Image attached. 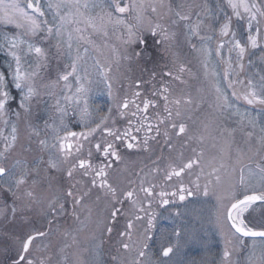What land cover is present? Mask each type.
<instances>
[{"label":"snow or ice","instance_id":"obj_1","mask_svg":"<svg viewBox=\"0 0 264 264\" xmlns=\"http://www.w3.org/2000/svg\"><path fill=\"white\" fill-rule=\"evenodd\" d=\"M112 10L121 16L114 19ZM123 14L134 15L138 24L149 18L146 31L153 38L152 45L143 32L126 24ZM152 16L156 18L154 23ZM233 18L245 22L242 36H238ZM108 24L125 26L127 38L123 44L127 47L120 50L105 43V54L91 34L107 36ZM0 25L21 30L0 33V51L10 58L7 71H0V217L15 220L18 211L38 212L47 222L45 230L29 232L21 239L20 250L11 264H54L52 255L33 251L37 239L54 232L64 238L59 250L63 254L61 261L55 264H169L162 258H170L175 245L162 244V258L158 259L147 251L155 228L153 203L168 205L170 198L177 196L184 201L198 191L208 196L210 185L211 193L224 209H218L216 215L225 237L221 264H264V220L258 226H250L244 217L254 204L264 202V67L240 79L246 73L245 58L249 53L259 49V59L264 64V0H0ZM181 25L190 47L204 57V75L211 80L214 96L209 107L213 113L227 112L239 117L237 125L248 145L247 152L236 144L237 129L219 125V117L214 114L199 122L196 133L189 134L187 121L193 120L192 113L201 107L203 97L194 98L183 89L177 95L170 87L172 82L185 84L184 74L191 73L175 52L171 53L172 69H161L159 74L155 70L157 52L149 49L163 46L170 51L178 42L177 32L170 27ZM205 26L212 34H202ZM193 37L198 38L199 46L191 42ZM214 37H218L215 48L211 46ZM213 53L218 60L210 67ZM142 61L145 66L154 65L149 78L144 80L141 75L130 80L133 90L116 99L114 83L121 78L130 79L122 67L131 71L132 65L139 66ZM251 63L249 59L248 64ZM221 81L232 89V97L258 109L256 115L247 110L241 112L221 87ZM143 84L151 86L150 96L142 93ZM237 85H242L243 90L237 91ZM93 86L107 90L109 98L115 100V113L109 107L106 114L99 115V108L90 107ZM44 97L55 100L50 106L54 114L44 120L43 129L27 123L31 129L28 143L19 145L23 158L17 156L9 163L17 153V121L22 115H32L34 103L46 104ZM94 113L98 119H93ZM74 117L79 118L84 131L69 130L66 121ZM125 117L126 125L116 127L118 118ZM5 129H9L7 134ZM41 131L45 132L43 137ZM176 139L184 140L181 147L185 149L193 140L201 146L211 141L216 155L205 160V150L200 147L191 148L189 158H184L183 151L173 157L177 152ZM121 148L127 152L143 151L149 157L159 152L150 159L151 167L144 165L137 171L138 182L128 180L124 188L113 176L114 167L124 160ZM233 153L235 163H225ZM194 167L200 172L191 181L193 188H189L183 176L191 175ZM201 176H206L202 189ZM173 185L178 186L167 190ZM224 200L227 204L222 203ZM101 203L104 208L94 214L93 206ZM125 204L129 205L126 210ZM78 209H87L83 219ZM121 214L126 218L124 230L119 232L123 239L117 255L105 262L99 259L104 234L111 238L114 223L110 222ZM69 218L72 224L68 223ZM89 225H94L91 234L80 240L79 234ZM175 235L179 237L180 233ZM244 237L251 238V244ZM48 247L44 245L45 250ZM71 249H75L71 254L65 252ZM245 249L243 261L233 259L235 253Z\"/></svg>","mask_w":264,"mask_h":264},{"label":"rangeland","instance_id":"obj_2","mask_svg":"<svg viewBox=\"0 0 264 264\" xmlns=\"http://www.w3.org/2000/svg\"><path fill=\"white\" fill-rule=\"evenodd\" d=\"M23 3V0H20ZM176 3L183 2V0H175ZM191 2V0H189ZM113 11V18L117 16H121L119 13H115ZM229 14L231 12L230 9H225ZM51 18L50 15L48 17ZM123 18L125 19L126 24H130L134 26V30L139 29L140 32L147 37L149 45L153 44V38L151 35L146 31L149 23V18H145L141 23H137L134 15L123 14ZM151 21L154 23L156 18L155 16L150 17ZM195 16H193V21H195ZM167 24V22L165 21ZM208 23V22H206ZM244 21H241L242 26L239 24L235 26L237 30L238 36H242L244 32ZM108 35L104 36L99 33H92L91 39L95 41V43L101 46L102 51L107 54V49H103V45L107 43L110 47L114 46L120 50H123L126 45L123 44V40L127 38V29L124 25L113 26L108 24L107 26ZM171 31H176L178 35V42L175 43L170 51H165L163 46H158L157 48H150V51L157 52L156 59L158 61V66H155V70L157 73L161 72V66L167 65V67L172 66L173 56L171 55L172 52H175L179 59L185 62L188 68L191 70V73L184 74V80L186 81L183 85H178L176 82L172 87L176 94L178 95L180 89H183L186 92L192 94L194 98L203 97V103L201 107L192 113L193 121H196L195 124H189L190 133L193 134L198 131L199 122L204 121L206 118L211 119L212 115H216L218 118L217 123L223 127L228 128H235L237 129L235 133V141L240 147H242L245 152H247L248 145L244 143V135L239 130L237 125V121L239 117L237 116H230L227 112L223 115L219 113H213V109L209 107V104L213 102L214 96L211 92V80L210 78H206L204 75V69L202 67V60L204 59L201 53L194 51L190 44L185 40L183 33L186 31L183 26H171ZM21 30H17L14 26H4L0 25V33L3 32H17ZM91 33V30L89 29ZM212 34L208 27L205 26L202 30V34ZM218 37H214L212 41V47L215 48V44L217 42ZM192 43L197 44L199 46V40L196 37L192 38ZM135 47V45H132ZM141 47H143L141 45ZM131 50V49H129ZM94 55H98L93 53ZM225 55L226 50H225ZM260 50L257 49L254 53H249L248 56L245 58V64L247 65L246 73L241 74L240 79H245L248 73H253L259 71L264 64L261 63L260 59ZM103 62V57H100ZM249 59L252 63L249 65ZM218 58L213 53V56L210 60V67H214L217 63ZM10 61V58L5 55L4 52L0 51V71H7V63ZM66 60H62V63H66ZM55 64V61L53 62ZM154 65L152 63H148L145 66L144 62L142 61L139 66L132 65L131 72L135 74H131L130 71L127 70L126 67H122L121 71L126 73V76H137L142 75L143 77H149V72L153 69ZM164 69V68H162ZM141 72V73H140ZM43 75V73H42ZM52 77L55 78V72L52 73ZM121 78L119 81L114 83V96L116 99H122V90L118 88L120 85L119 82L122 81ZM94 87V86H93ZM221 87L225 90L228 94L229 99L239 108L241 112L245 110L251 112L253 115H256L258 109H254L251 106L245 104L243 101H238L234 97L231 96L232 89L227 87L226 81H221ZM237 91H242L243 86L237 85ZM97 91V90H96ZM15 93V90H13ZM95 91L90 94V107L92 109L97 108L94 96ZM109 98V96H108ZM44 101L46 104L41 102L38 105L34 103L33 112L30 117L23 116L19 121H17L18 127V134H19V141L17 146V153L13 155L10 159L14 160L19 156L23 158V155L20 154V144L28 143V137L31 132V129L28 128L27 123L30 121L34 125H39L41 129L44 127V120L48 119L50 114H54V109L51 108V105L55 104V100L52 98L44 97ZM115 100L108 99V102L104 104V107H114ZM13 108L15 109V104H13ZM72 116V114H69ZM15 120V117H12ZM66 123L68 124L69 130L71 129L72 118L67 120ZM3 125L0 124V128ZM9 129H5V134H7ZM45 135L44 131H41V137ZM36 137H32V142L35 144ZM191 146L194 148L199 149L203 147L205 150V158L206 160L211 159L213 156L216 155V150L211 147V141L206 142L205 145H198L195 140L191 141ZM253 147H257V145H253ZM31 158L30 156L28 157ZM247 163V160L244 161ZM219 160H217V164ZM225 163H235V154L233 153L231 160H226ZM208 169H205L207 172ZM206 182V176H204L203 180H200L199 183H202L201 187L203 188L204 183ZM211 185H210V194L208 196H204L202 191L195 193V197L189 200L187 203L180 205L178 208L177 215L174 214H166L163 213L161 215L162 223L165 224L163 228L162 234L159 237V240L155 243V247H152L151 250L148 252L155 254L153 259L162 258L160 257L161 245L167 246L169 243L176 246L175 253L171 255L170 258H162L169 260V264H221L222 254L225 248V237L222 233L220 227H218L216 222V215L217 210L219 209L221 212L224 211L223 208L220 207V203H218L216 196L211 193ZM201 188V189H202ZM222 203L227 204V200L222 201ZM97 207V206H96ZM101 207V206H100ZM95 209L93 212L94 214L99 211L101 208ZM107 216V212L103 213ZM246 218V222H251L250 226H258L259 223L264 220V205L263 204H256L253 205L248 212L244 214ZM27 218V219H26ZM228 223V222H227ZM94 225H89L83 232L79 234L80 240H85L91 234V230ZM47 228V222L42 215L38 212H19L15 220H12L11 217L5 219L0 217V264H11V261L17 257V254L21 247V239L29 232H34L35 230H45ZM118 229H114V234H111V238H113L114 249L111 252H114V255H117L116 249L119 247V241L122 239L120 236L116 234L119 232ZM224 231H227V226L225 227ZM176 232L180 233V236L177 237L175 235ZM58 237L63 236L59 233L54 232L51 236L46 238L37 239L34 242L33 251L36 252L39 250L42 254L44 252V245H49L50 248V255L53 257L54 264L60 260L59 256V242L57 241ZM108 237V235L104 234V238ZM111 240V239H110ZM248 244H251V240H245ZM75 249H71L69 253L71 254L72 251ZM101 253V250H100ZM122 254V250H121ZM247 254V249L242 250L241 252L235 253L233 259L243 261L244 256ZM91 259V257H88ZM101 259V257H99ZM62 264V262H61Z\"/></svg>","mask_w":264,"mask_h":264},{"label":"flooded vegetation","instance_id":"obj_3","mask_svg":"<svg viewBox=\"0 0 264 264\" xmlns=\"http://www.w3.org/2000/svg\"><path fill=\"white\" fill-rule=\"evenodd\" d=\"M233 24H234V27L236 26V24L237 25L239 24V26H242L241 21L236 22L235 18H233ZM162 68H164V70H168V69H172V66H169L167 68H165V66H161V69ZM130 73L135 74L134 72H131V71H130ZM159 73H160V71H159ZM127 77L130 79L123 78L122 81L118 83L120 85L118 88H120V90H122V93H123L122 98H123L125 92H131L133 90V88L130 87V80L134 81L136 78L141 77V75L138 74L136 77L134 75L133 76H127ZM148 78L149 77H143L144 80H147ZM158 79H159V76H158ZM174 83L175 82H172L170 84V87L171 86L173 87ZM94 91H95L94 96L96 97L95 101H97L96 106L100 110L99 115L106 114L108 111V108L104 107L105 106L104 104H106L108 102V99H109L108 94H107V90L106 89H95V86H94ZM141 91L144 95L150 96L151 86L147 85V84H143V85H141ZM113 112L115 113V110H113ZM93 119H98V115H96L94 113ZM190 121L191 120L187 121V123L191 124L192 122H190ZM126 122H127V117H125L124 119L118 118V123H117L116 127L123 128L126 125ZM71 125L72 126H71L70 130H72V131L80 132V131L85 130L82 126L79 125V118L78 117L72 118V124ZM185 139H186V137H185ZM175 143L177 146V152L173 154V157H176L180 151H183L185 159L192 156V152L190 151V149L194 148V147L191 146V142H190L189 147L187 149L181 147V145L184 144V140L176 139ZM121 152H122V154H124V160L122 162H120L117 166H115L114 170H113V176L118 180L121 188L128 186L127 185L128 180H133V181L138 182V177L136 175L137 171L141 167H143L144 165H149V167H151L150 159H155L156 155H159V152H157L155 155H152L151 157H149V154L145 153L143 151L133 150L131 152H127L123 148H121ZM165 155H167V153H165ZM205 160H206V158H205ZM199 172H200V169L197 167H194L192 172H191V175L185 174L183 176V182L185 183V185L187 187L193 188L191 181H194L196 179V176L199 174ZM203 178H204V176H201L200 180H203ZM160 179H161V183H162V178H160ZM174 180H175V178H174ZM201 184L202 183H200V185ZM176 186H178V185H173V187L168 188L167 190L172 191V190H174V187H176ZM195 193H197V192H195ZM195 196H196L195 194L191 195V196H187L184 201H180L178 196L175 198H170L172 202L169 203L168 205H164V206H161L158 202L153 203L152 211L155 212V214H156L155 228L151 232L152 239L148 241L149 248L147 249V251L151 250L152 247H155V243L159 240V237L162 234L161 232L163 231V228L165 227V224L162 223L161 215L163 213L177 215L176 213L178 212L179 206L184 204L185 202L187 203L189 200L193 199V197H195ZM100 206L104 207V204L101 203L97 207L93 206V211L95 209L99 208ZM117 207H121V206L117 205ZM128 208H129L128 204H125L123 206L124 210H126ZM69 210H71L70 204H69ZM77 211L80 213L82 219L84 218V216L87 215V209H78ZM68 223L72 224L71 218L68 219ZM113 223H114V229L119 228L120 229L119 232H121L124 230L126 218L123 214L118 215L115 218L114 222H110V225H113ZM119 232L116 234L117 236H119ZM114 233L115 232L113 231L112 234H114ZM105 234L107 235V233H105ZM133 238L135 239V236ZM110 239L108 237L104 238V244H103V247L101 249L100 256H99V257H101V260H103L105 262L110 261L111 256L114 255V252H111V251L114 249L113 247L115 245L113 243V238H110ZM57 241L59 242L58 245L62 247L63 243H64V238L58 237ZM69 251L70 250H65V252L67 254H70ZM43 254L50 255V248H48L46 250L44 249ZM62 255L63 254H61L59 252V256L61 258H62ZM61 258H60V260H61Z\"/></svg>","mask_w":264,"mask_h":264},{"label":"water","instance_id":"obj_4","mask_svg":"<svg viewBox=\"0 0 264 264\" xmlns=\"http://www.w3.org/2000/svg\"><path fill=\"white\" fill-rule=\"evenodd\" d=\"M256 204H264V202H257ZM228 223L230 224V222H228ZM244 238H247V237H244ZM249 239H251V238H249Z\"/></svg>","mask_w":264,"mask_h":264}]
</instances>
